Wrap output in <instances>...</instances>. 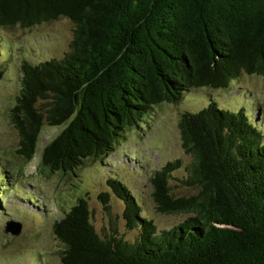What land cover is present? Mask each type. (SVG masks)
Returning <instances> with one entry per match:
<instances>
[{"label": "trees", "instance_id": "16d2710c", "mask_svg": "<svg viewBox=\"0 0 264 264\" xmlns=\"http://www.w3.org/2000/svg\"><path fill=\"white\" fill-rule=\"evenodd\" d=\"M60 19L74 27L69 51L23 63L11 111L18 154L27 163L45 125L64 126L41 154L39 168L47 175H75L90 160H106L130 128L190 91L225 90L243 75L264 81V0H0V30ZM258 123L213 100L183 112L178 129L191 162L180 183L195 193L171 192L180 160L167 162L150 182L158 214L189 216L159 230L131 189L112 178L108 187L138 239L129 243L116 228L101 237L80 198L54 223L65 247L62 263L264 264V131ZM100 198L108 204V193ZM3 203L0 196V213Z\"/></svg>", "mask_w": 264, "mask_h": 264}, {"label": "rangeland", "instance_id": "374dc122", "mask_svg": "<svg viewBox=\"0 0 264 264\" xmlns=\"http://www.w3.org/2000/svg\"><path fill=\"white\" fill-rule=\"evenodd\" d=\"M73 29L69 20L60 19L30 30H0V196L4 202L0 213V264H63L65 247L54 234V223L80 198L87 200L92 224L101 237L111 235L116 228L120 237L134 243L139 231L126 228L124 206L108 187L112 178L131 189L142 203L144 215L153 219L159 230L184 221L189 215L158 214L150 182L167 162L180 160L183 168L171 174V192L175 197L195 193L180 183L186 176L184 168L191 162L181 147L178 129L183 112H196L213 100L222 110H244L264 131V81L243 75L225 90L190 91L177 104L157 106L139 128L125 133L106 160H90L75 175L45 174L39 168L41 154L64 126L45 125L37 153L27 163L18 154L20 137L12 124L11 111L21 89L23 63L62 58L69 51ZM103 193L109 194L107 205L100 198ZM8 222L21 225L18 236L5 232Z\"/></svg>", "mask_w": 264, "mask_h": 264}, {"label": "water", "instance_id": "95a60500", "mask_svg": "<svg viewBox=\"0 0 264 264\" xmlns=\"http://www.w3.org/2000/svg\"><path fill=\"white\" fill-rule=\"evenodd\" d=\"M6 233H11L14 236H18L21 232V225L15 222H8L5 228Z\"/></svg>", "mask_w": 264, "mask_h": 264}]
</instances>
